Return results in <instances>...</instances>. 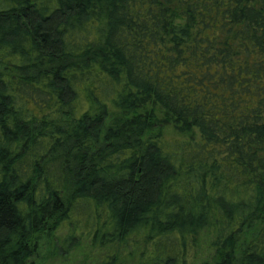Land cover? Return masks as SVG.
<instances>
[{"label": "trees", "instance_id": "16d2710c", "mask_svg": "<svg viewBox=\"0 0 264 264\" xmlns=\"http://www.w3.org/2000/svg\"><path fill=\"white\" fill-rule=\"evenodd\" d=\"M0 264H264V0H0Z\"/></svg>", "mask_w": 264, "mask_h": 264}]
</instances>
